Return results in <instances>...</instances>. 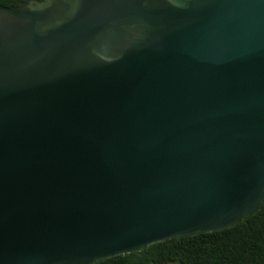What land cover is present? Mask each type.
I'll list each match as a JSON object with an SVG mask.
<instances>
[{"label":"water","instance_id":"95a60500","mask_svg":"<svg viewBox=\"0 0 264 264\" xmlns=\"http://www.w3.org/2000/svg\"><path fill=\"white\" fill-rule=\"evenodd\" d=\"M263 202L264 0L0 3V264H92Z\"/></svg>","mask_w":264,"mask_h":264},{"label":"trees","instance_id":"16d2710c","mask_svg":"<svg viewBox=\"0 0 264 264\" xmlns=\"http://www.w3.org/2000/svg\"><path fill=\"white\" fill-rule=\"evenodd\" d=\"M23 1L0 3L19 6ZM92 264H264V202L256 212L222 229L166 238Z\"/></svg>","mask_w":264,"mask_h":264},{"label":"flooded vegetation","instance_id":"af4514ba","mask_svg":"<svg viewBox=\"0 0 264 264\" xmlns=\"http://www.w3.org/2000/svg\"><path fill=\"white\" fill-rule=\"evenodd\" d=\"M111 35L108 32H104L100 34L99 38H97V41L95 42V48L93 49V55L95 57H101V58H107L109 56V53L111 52Z\"/></svg>","mask_w":264,"mask_h":264}]
</instances>
